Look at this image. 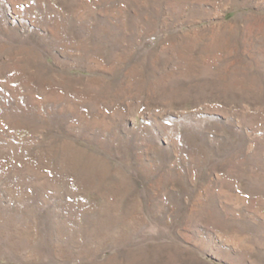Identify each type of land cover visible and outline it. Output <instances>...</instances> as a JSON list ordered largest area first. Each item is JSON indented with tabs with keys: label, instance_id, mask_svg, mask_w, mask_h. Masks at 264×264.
<instances>
[{
	"label": "rangeland",
	"instance_id": "obj_1",
	"mask_svg": "<svg viewBox=\"0 0 264 264\" xmlns=\"http://www.w3.org/2000/svg\"><path fill=\"white\" fill-rule=\"evenodd\" d=\"M0 264H264V0H0Z\"/></svg>",
	"mask_w": 264,
	"mask_h": 264
}]
</instances>
